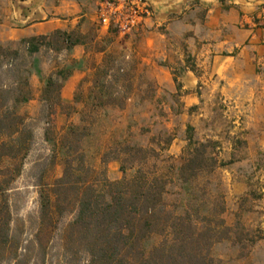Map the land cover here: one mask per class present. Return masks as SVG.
<instances>
[{
    "label": "rangeland",
    "instance_id": "374dc122",
    "mask_svg": "<svg viewBox=\"0 0 264 264\" xmlns=\"http://www.w3.org/2000/svg\"><path fill=\"white\" fill-rule=\"evenodd\" d=\"M2 5L3 0H0ZM70 34L71 37H67L64 32L55 31L46 35L39 41L40 51L28 58L32 96L28 102L20 104L18 110L30 117L34 137L9 198L14 217L12 226L20 237L24 241L30 240L39 226L41 187L38 185L63 173L62 154L56 152L55 142L49 140H54L70 124L80 125V130L87 131L83 140L85 159L95 171L104 172L111 180L125 176L120 162L114 157L128 158L127 147L155 149L159 157H152L150 161L157 162L165 170L172 166L171 183L165 197L173 204L188 200L179 178V167L192 136L194 141L210 142V145L217 142L214 149L209 150L216 153L219 161L227 163L211 173L202 174L197 180L198 183H204L207 178L213 181L209 187V203L202 212L212 210L218 216L222 193L226 199L224 216L232 233L229 239L214 244L211 253L216 264H264V230L261 228L264 219V180H261L264 163L259 162L256 168L239 166L238 169L248 175L247 190L228 198L225 175L236 165L232 164L233 160L220 157L223 146L230 148L231 143L235 148L233 158L247 154L246 134L238 131L241 119L231 116L228 104L220 99L193 107L195 118L191 119L181 97L183 93L157 85V71L153 70V64L141 59L133 45L116 43L98 64L94 54L74 61L72 50L77 41L88 42L91 51L101 49L102 44L93 43L92 33L83 36L74 30ZM20 41L2 43L16 47ZM33 60L36 62L31 65ZM186 60L191 64L190 58ZM156 65L175 64L161 59ZM62 69L72 73L77 69L85 72L71 106L57 101L62 83L58 72ZM172 73L178 76L180 71ZM50 77H53L54 84L47 89ZM200 106L209 111L208 117H198ZM134 172V168H129L126 175L131 176ZM69 220L71 215L66 214L61 222ZM55 243L46 264H64L60 245ZM77 263L84 264V258Z\"/></svg>",
    "mask_w": 264,
    "mask_h": 264
},
{
    "label": "trees",
    "instance_id": "16d2710c",
    "mask_svg": "<svg viewBox=\"0 0 264 264\" xmlns=\"http://www.w3.org/2000/svg\"><path fill=\"white\" fill-rule=\"evenodd\" d=\"M43 37L23 38L16 47L0 41V264H46L55 241L64 264H78L81 258L84 264H216L211 253L214 244L229 239L232 233L224 216L226 199L222 193L218 216L212 210L202 212L209 203L213 181L197 180L227 163L209 150L217 142L210 145L194 141L192 136L179 167L188 200L173 204L165 197L172 166L165 170L151 162L152 157H159L155 149L127 147L128 158L114 157L125 176L111 180L85 159L83 140L87 131L70 124L49 140L62 154L63 173L38 185V228L27 241L13 228L10 192L34 137L30 117L18 106L31 99L28 58L40 51ZM71 74L65 69L58 72L62 77L57 99L60 103L63 83ZM53 84L50 77L47 89ZM129 168L135 169L131 176L126 175ZM66 214L71 220L62 223Z\"/></svg>",
    "mask_w": 264,
    "mask_h": 264
},
{
    "label": "crops",
    "instance_id": "0c3cea01",
    "mask_svg": "<svg viewBox=\"0 0 264 264\" xmlns=\"http://www.w3.org/2000/svg\"><path fill=\"white\" fill-rule=\"evenodd\" d=\"M147 1L151 16L141 28L123 34L99 24L101 0H3L0 41H20L55 31L92 33L93 43H101L102 48L91 51L88 42L79 40L72 50L75 60L94 54L98 64L116 43L133 45L141 59L153 64L157 85L183 93L191 119L198 104H212L217 99L227 103L231 116L241 119L238 131L247 139L245 156L233 158L232 143L220 152L222 159L236 165L225 175L228 198L240 195L247 190L248 175L238 167L256 168L264 163V0ZM161 59L177 67L156 65ZM175 70L180 71L178 76L172 73ZM84 73L77 69L64 81L63 103H75ZM197 114L208 117L209 111L200 106ZM261 228L264 230V219Z\"/></svg>",
    "mask_w": 264,
    "mask_h": 264
},
{
    "label": "built area",
    "instance_id": "2783aa9c",
    "mask_svg": "<svg viewBox=\"0 0 264 264\" xmlns=\"http://www.w3.org/2000/svg\"><path fill=\"white\" fill-rule=\"evenodd\" d=\"M97 13L101 27L128 34L144 25L151 7L147 0H101Z\"/></svg>",
    "mask_w": 264,
    "mask_h": 264
}]
</instances>
